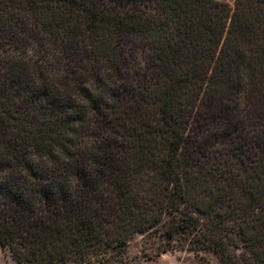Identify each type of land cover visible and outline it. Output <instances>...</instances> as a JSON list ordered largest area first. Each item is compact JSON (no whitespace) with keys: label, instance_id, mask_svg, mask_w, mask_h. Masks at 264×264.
Listing matches in <instances>:
<instances>
[{"label":"trees","instance_id":"obj_1","mask_svg":"<svg viewBox=\"0 0 264 264\" xmlns=\"http://www.w3.org/2000/svg\"><path fill=\"white\" fill-rule=\"evenodd\" d=\"M152 232L264 264V0H0V251Z\"/></svg>","mask_w":264,"mask_h":264},{"label":"rangeland","instance_id":"obj_2","mask_svg":"<svg viewBox=\"0 0 264 264\" xmlns=\"http://www.w3.org/2000/svg\"><path fill=\"white\" fill-rule=\"evenodd\" d=\"M233 4L235 0H221ZM160 238L158 232H152L149 235H135L130 242L123 248V262L115 261L114 264H193L200 256L208 257L213 264H219V259L212 251L207 249L191 250L189 235L179 234L175 237V248L165 252H158ZM235 252L239 255L241 264H249L245 257L248 255L245 247L241 246ZM105 257L110 252L103 254ZM101 255H96L90 251L84 257L79 255L59 264H98ZM0 264H30L28 262H19L15 260L8 249L0 251Z\"/></svg>","mask_w":264,"mask_h":264}]
</instances>
